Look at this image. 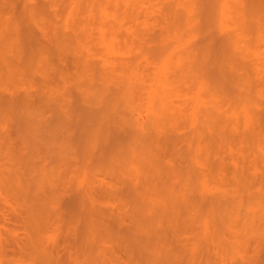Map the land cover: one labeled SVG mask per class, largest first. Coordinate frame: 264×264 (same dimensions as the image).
<instances>
[{
  "label": "rangeland",
  "instance_id": "374dc122",
  "mask_svg": "<svg viewBox=\"0 0 264 264\" xmlns=\"http://www.w3.org/2000/svg\"><path fill=\"white\" fill-rule=\"evenodd\" d=\"M264 0H0V264H264Z\"/></svg>",
  "mask_w": 264,
  "mask_h": 264
},
{
  "label": "bare ground",
  "instance_id": "6f19581e",
  "mask_svg": "<svg viewBox=\"0 0 264 264\" xmlns=\"http://www.w3.org/2000/svg\"><path fill=\"white\" fill-rule=\"evenodd\" d=\"M257 74L260 80L261 78H264V66H262L261 68L260 67L258 68Z\"/></svg>",
  "mask_w": 264,
  "mask_h": 264
}]
</instances>
